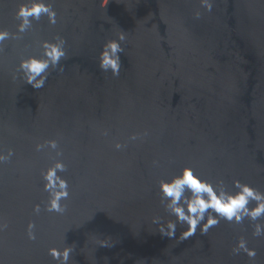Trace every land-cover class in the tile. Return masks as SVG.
Instances as JSON below:
<instances>
[{"label":"water","instance_id":"obj_1","mask_svg":"<svg viewBox=\"0 0 264 264\" xmlns=\"http://www.w3.org/2000/svg\"><path fill=\"white\" fill-rule=\"evenodd\" d=\"M49 2L55 25L42 16L0 47V152H14L0 163V264H57L49 249L68 245L69 264H264V236L253 235L264 218L221 220L185 240L183 227L169 238L152 222L175 219L159 181L185 166L264 191V0H211L210 12L201 0ZM19 3L0 0V28L16 31ZM121 30L127 45L113 77L98 55ZM56 36L66 57L33 89L15 68ZM49 140L56 150L37 151ZM57 160L70 191L62 215L45 210L42 172ZM241 238L254 259L233 253Z\"/></svg>","mask_w":264,"mask_h":264},{"label":"clouds","instance_id":"obj_2","mask_svg":"<svg viewBox=\"0 0 264 264\" xmlns=\"http://www.w3.org/2000/svg\"><path fill=\"white\" fill-rule=\"evenodd\" d=\"M201 6L209 12L212 10L211 0H201ZM42 16H46L52 25L57 22L56 11L49 0H20L14 12V19L18 21L16 31L0 28V47L5 41L15 39L18 34L27 32L33 27V21L39 22ZM194 16L200 19L199 11H196ZM127 39V32L121 30L115 37L103 42L98 55V66L102 73L111 72L113 77L120 76L121 54L125 53ZM65 44L66 41L60 36L52 40L40 41L39 47L42 50L40 54L21 56L15 73L33 89L44 88L48 79V69L55 68L61 58L66 57ZM130 139L134 141L137 137L133 135ZM125 146L120 143L115 145L117 150ZM45 148L56 150L57 141L49 140L36 146L37 151ZM57 155L61 156L62 153L57 152ZM13 156L14 152L11 149L7 153L0 152V163L11 161ZM154 164L158 166V162L154 161ZM65 170L66 165L62 160H57L53 166L42 172L44 191L48 193L45 205V210L48 212L62 215L66 211L63 201L69 199V184L66 179L58 175ZM159 194L165 211L175 219L165 222L160 217H154L152 222L159 225L160 233L169 238L175 237L178 225L184 229L180 239L185 240L194 236L198 228L202 235H206L209 229L218 225L221 220L241 224L245 219L257 222L264 218V191L240 180H234L229 188L222 179L213 182L191 166H185L178 174L168 179H161ZM34 211L39 213L40 206L36 205ZM34 228V224L28 225V237L32 240L36 238ZM253 235L264 236V225L255 223ZM101 245L107 246V242ZM73 251L74 248L68 245L62 249L52 247L48 254L57 261V264H69ZM232 251L236 255L243 252L250 259H254L257 254L255 249L248 246L244 238L237 241Z\"/></svg>","mask_w":264,"mask_h":264}]
</instances>
